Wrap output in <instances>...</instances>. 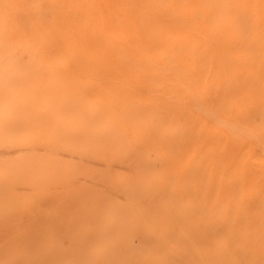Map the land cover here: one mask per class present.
<instances>
[{
  "label": "bare ground",
  "instance_id": "bare-ground-1",
  "mask_svg": "<svg viewBox=\"0 0 264 264\" xmlns=\"http://www.w3.org/2000/svg\"><path fill=\"white\" fill-rule=\"evenodd\" d=\"M0 30V264H264V0H0Z\"/></svg>",
  "mask_w": 264,
  "mask_h": 264
},
{
  "label": "clouds",
  "instance_id": "clouds-1",
  "mask_svg": "<svg viewBox=\"0 0 264 264\" xmlns=\"http://www.w3.org/2000/svg\"><path fill=\"white\" fill-rule=\"evenodd\" d=\"M15 43L3 30H0V118L8 114L12 101L15 99V96L11 95L14 85L10 78ZM19 88L22 89L23 85Z\"/></svg>",
  "mask_w": 264,
  "mask_h": 264
}]
</instances>
